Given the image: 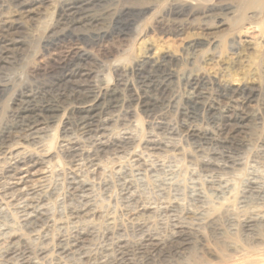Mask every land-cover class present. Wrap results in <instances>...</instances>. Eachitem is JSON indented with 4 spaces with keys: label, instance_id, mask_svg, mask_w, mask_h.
Instances as JSON below:
<instances>
[{
    "label": "bare ground",
    "instance_id": "6f19581e",
    "mask_svg": "<svg viewBox=\"0 0 264 264\" xmlns=\"http://www.w3.org/2000/svg\"><path fill=\"white\" fill-rule=\"evenodd\" d=\"M175 2L164 15L176 36L183 33L184 23L199 18L213 20V26L203 28L210 31L221 27L230 28L232 24L228 20H233V23L237 20V10L233 6L232 12L231 5L226 3H209L204 0L202 4L205 8L194 12L193 6L196 7L198 2ZM100 3L101 0L63 3L65 5L60 8V20L65 28L53 40L48 41L46 47L64 42L87 45L113 36L124 39L145 12L142 8L136 11L125 10L113 18L108 31L99 30L90 35L81 33L78 27L85 28L101 21L100 15L95 14V8ZM250 14L259 16L255 11ZM229 16L230 18H226ZM258 28L254 22L245 21L240 30H231L230 40L237 46L228 52L217 36L189 38L180 51L148 42L133 55L129 64L115 66L116 80L112 85H108L98 70L87 68L81 63L86 52L78 53L71 69L60 71L50 86L53 91L60 83L69 88L70 100L66 105L72 121L71 129L65 128L64 132L66 130L72 137L69 138V143L57 146L58 152L70 164V167L67 166L69 169L64 171L61 170L62 167L59 169L56 166L53 156L48 152H32L26 147L18 146V141L24 140L39 148L41 140L51 133L50 126L63 110L60 102L48 90L23 92L14 103L10 122L0 132V155L3 157L1 167L4 166L0 176V221L5 223L3 226L14 229L11 231V234L14 232L13 237L25 244L30 238L39 239L35 237L52 220L50 203L57 197L62 181L66 186V194L58 204V212L61 213L65 207L72 219L84 216V224L93 218L95 209L104 199L105 191L114 186L119 190L121 205L125 209L134 207L135 211L141 213L144 209H150L154 200V203L158 201L162 209L175 217V209H178L180 201L182 203L183 198H187L193 205L200 206L207 215L195 211L191 213L193 222L201 227L206 226L212 236L221 238L224 233L222 226L217 224L218 218L211 216L213 214L209 212L213 208H222L225 215L233 218L230 203H227L228 197L233 193L230 178H211L199 175L194 169L183 168L181 158L184 155L180 157L177 149H171L172 146L156 135H184L200 157L199 167L206 174L214 170L229 171L237 161V153L243 149L257 150L264 155V115L256 107L261 94V83L264 82V70L256 67L250 59L251 52H255L258 57L263 54L253 43V39L258 38L264 41ZM9 30L11 26L3 27V32L7 33ZM248 31L252 37L247 36L249 40H243L245 36L242 34L246 35ZM3 55L0 51V61ZM135 88L142 92L140 112L151 118L150 125L156 132L150 133L141 151L134 150L135 142L129 133L118 132L116 136L111 135L116 124L134 118L136 113L130 105L138 101ZM151 127L149 128L152 129ZM82 138H88L89 143L85 145ZM51 159L56 165L50 163ZM106 169H110V174H107ZM95 174L99 177L97 181H92L90 176ZM243 185L240 205H255L263 211L260 210L261 213L253 218L241 219V239L259 236V232L256 234L259 231L257 229L264 227V179L255 175ZM193 230L191 232L188 227H176L171 236L172 249L166 251L169 259L186 258L188 252H191L199 237L197 230ZM84 234L87 235L84 230L76 231L63 240L61 253H79V256L84 257V253L80 252ZM40 239L38 250L46 243L44 236ZM156 240L145 232L139 243V250L148 252L147 261L152 260L153 253H163V246L156 244ZM8 244V252L4 254L21 255V260H30L32 247L29 244L22 251L14 247L13 242ZM255 247L258 252L242 255L244 249L240 244L236 248L226 246L223 251L227 258L230 253L234 254H231L234 260L228 258L226 264H264V245L256 242ZM166 253L163 254V259ZM118 264L131 262L128 258H123Z\"/></svg>",
    "mask_w": 264,
    "mask_h": 264
},
{
    "label": "rangeland",
    "instance_id": "374dc122",
    "mask_svg": "<svg viewBox=\"0 0 264 264\" xmlns=\"http://www.w3.org/2000/svg\"><path fill=\"white\" fill-rule=\"evenodd\" d=\"M73 1L75 0H0V51L4 54L0 61V132L5 125L10 122V117H12L11 110L14 107V103L16 100L20 99L19 97L23 92L27 90L39 92L50 91L49 93L52 97L58 100L63 107V110L58 115V121L56 120V122L50 126L49 129L51 133L41 140L42 142L38 145L39 148L29 145L28 142H24V140L18 141V146L26 147L32 152L41 151L42 153L45 152V154L48 152L47 154L53 156L57 165L53 159L50 160V163L58 166V168L60 167L59 169L62 167V171L70 167V164L66 162V159L58 152L59 149L57 147L60 144L69 143L68 140L72 137L66 130L64 132L65 128L71 129L72 121L70 110L66 105V102L70 100L68 93L69 88H65L63 83H60L53 88L55 90L53 91L50 89V86L54 83V77H57L60 71L63 72L66 68L71 69L75 64L74 59L77 58L78 53L82 51L86 52L81 63L86 65L87 68L98 70L103 74L108 85H112L116 80L114 72L115 66L129 64L132 61L133 55L138 50L144 48L148 42H153L158 47H168L173 51H180L183 44H185L189 38H210L212 36H217L225 45V51L228 52V50L237 46L235 42L233 44L230 40L229 35H231V30H240L245 21L257 24L259 26L258 31L263 34L264 38V0H207L209 3L219 2L229 4L232 7V12L234 6V9L237 10L236 22L233 23V20L229 19L228 22L232 24L230 28L221 27L210 31L203 28L204 26H213V20H202L199 18L196 21L193 20L192 22L184 23L183 33H181L180 36H176L174 33L175 30L168 25V18L164 15L173 4H176L175 1L177 0H101L100 5L95 8V14L96 16L100 15L101 21L87 25L85 28L82 26L78 27L81 33L90 35L99 30L108 31L111 28L113 18H116L117 15L119 16V14L125 10L136 11L142 8L145 12L137 21L136 25L131 28L129 36H126L124 39L123 37L118 38L113 36L87 45H83L79 42H77L78 44L76 42H64L46 47L47 42L53 40L55 36L65 28L62 20H60V15H62L60 13V8ZM192 1L198 2L196 7L193 6L194 12H198L199 9L200 12L205 8V5L202 4L204 0ZM63 3L65 4L63 5ZM252 11L259 13V16H252L250 14ZM226 18H230V16ZM8 25L11 26V30L7 33L3 32V27ZM76 29L77 27L75 30ZM242 36H245L243 40L244 38L245 40H249L248 37H252L250 36V31H248L246 35L242 34ZM253 40V43L256 44V47L259 48V51L261 50L263 54L261 57H258L259 55L255 52H251L250 59L256 67L264 70V41H261L259 38L258 40L260 42H258L257 39ZM132 80L133 78L130 79L131 82ZM134 91L136 98L138 97V101L133 102L130 107L133 108V112L136 113L134 118L136 115L137 118H133V122V119L119 122L116 124V127L114 126L112 129V132L115 131L111 133V135L113 134L116 136L115 134H118V132L119 134L123 132L129 133L135 142L133 146L134 150L141 151L150 133L156 132L150 125L151 118L140 112L141 105L139 104V100H142V92L137 88H135ZM260 93L256 107L260 114L264 115V82L261 83ZM45 96L49 98L48 95ZM262 118L264 119V116H262ZM131 122L134 125L131 124ZM72 130L74 131V128H72ZM156 136L161 140L163 139L162 141L166 144L168 143L167 145L172 146L171 149H177L180 157L184 155L181 158V166L183 168L194 169L196 173L199 172V175L210 176L211 178H230L229 180L233 185V193L230 198L228 197L227 203H230V210L233 213L231 214L234 215L233 218L225 215L222 208H213V210L209 212L213 214L211 216L218 218L220 222L218 221L217 224L222 226L220 227L224 233L226 232L221 235V238L220 236H216L218 242L216 237L210 234L206 226L202 225L203 227H201V225H197L193 222L191 213L195 211L202 212V209H200L198 205H193L187 198H183V204L180 201L177 209L178 211L175 209L177 213H175V217H172V214L162 209L163 207L158 204V201L154 203V200L153 207L150 206V209H144V212L141 213L135 211L134 207H131L132 209H125L120 203L119 190L114 186L111 187L112 189L109 188V190L107 189L108 191H105V196L103 195L104 202L102 201L95 209L94 214L96 215L94 216L93 214V218H91L93 220L90 219L88 223L84 224V216H81V219H72L69 217L65 207H63L61 213L58 212V204L64 199L66 194V186L61 181L60 183L63 185L60 184L61 188L56 197L57 199L55 198L51 201L52 203H50L51 214L53 213L51 219L53 221L50 220L52 222L50 223L49 221L46 227L38 233L35 238L39 239H33V241L31 238L29 240V237H27L29 241L27 242V239H25V242H27V244H25L22 240H17L13 237L14 232L11 234V231H14V229L4 225L6 227L5 229L3 226L5 223L0 221V238L2 239L0 240V264H118L123 258H128L131 264H206L208 262L211 264H226L225 261L228 258H230L231 261L234 260L232 256L234 255L233 253H230V256L227 258L225 251H223L228 245L230 248H236L240 244L244 249L242 255L258 252L255 245L256 242L264 245V227L257 229L259 231H257L256 234L259 232V236L254 235L241 239L240 230L242 228L240 229V224L242 218H253L263 210L261 207L255 205H247L248 207L240 205L239 200L242 196L243 184H245L249 178L256 175L264 179V155L259 151L258 153L257 150L251 151V149H243L237 153V161L233 168L229 170L231 172L227 170H214L206 174L199 167L198 163L200 157L195 153L191 143L184 135L180 134L175 137L163 135ZM81 141H83L85 145L89 143L88 138H82ZM173 145L175 146L174 148ZM35 148H37L36 151L34 150ZM2 165L3 157L0 155V167ZM3 167L0 168V176L2 175L1 171ZM106 172L108 174L110 169H106ZM251 174L253 175L251 176ZM98 177V174L92 175V177L90 176L92 181H97L96 179ZM150 198L152 199V197ZM190 203L194 207H192ZM190 207H192V209ZM202 213L203 215L205 214L204 216H207L205 212ZM226 216L228 220H226ZM179 226L188 227V229H191V232L193 229V232L197 230L196 233L199 234V237L195 240L196 245L194 244L191 252H188L186 258L181 257L180 259L179 257L178 259L177 257L176 259V257H173L174 259H169L170 256L167 257L166 251L172 249L170 246L171 236L176 231V227ZM3 228L5 230H2ZM81 230H84L87 234L83 236V250L81 249L80 251L84 253V257H81V255L79 256V253H61V248L63 246L62 241L72 236L74 232ZM145 232L157 239L155 241L156 244L160 243L159 245L163 246V253H153L151 261L146 260L148 252L139 250V243L143 239V234ZM39 236L45 237L46 243L42 248L44 250H38V246L41 245ZM2 242L6 243L2 244ZM9 242H13V244L16 245L13 246L18 247L20 251L29 244L30 247H32L31 254L29 255L30 260H21V255L14 256L8 253L4 254V252H8ZM232 244L233 247L231 246ZM42 251L44 254H42ZM164 253H166V257L163 259ZM235 256L237 257V255ZM240 256L241 255H239V257Z\"/></svg>",
    "mask_w": 264,
    "mask_h": 264
}]
</instances>
